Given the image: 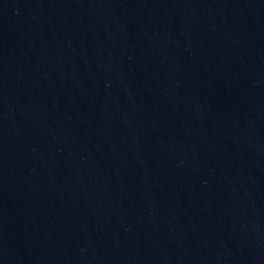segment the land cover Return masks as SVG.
Masks as SVG:
<instances>
[{
  "label": "water",
  "instance_id": "water-1",
  "mask_svg": "<svg viewBox=\"0 0 264 264\" xmlns=\"http://www.w3.org/2000/svg\"><path fill=\"white\" fill-rule=\"evenodd\" d=\"M0 264H264V0H0Z\"/></svg>",
  "mask_w": 264,
  "mask_h": 264
}]
</instances>
